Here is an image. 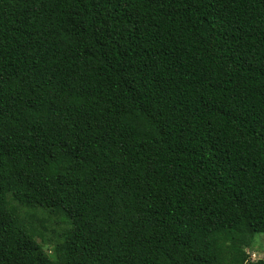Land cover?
Returning <instances> with one entry per match:
<instances>
[{"label": "trees", "instance_id": "obj_1", "mask_svg": "<svg viewBox=\"0 0 264 264\" xmlns=\"http://www.w3.org/2000/svg\"><path fill=\"white\" fill-rule=\"evenodd\" d=\"M263 240L264 0H0V264Z\"/></svg>", "mask_w": 264, "mask_h": 264}, {"label": "rangeland", "instance_id": "obj_2", "mask_svg": "<svg viewBox=\"0 0 264 264\" xmlns=\"http://www.w3.org/2000/svg\"><path fill=\"white\" fill-rule=\"evenodd\" d=\"M11 202H12V201H10V200H7V201H6L7 204H10ZM258 236H259V235H258ZM260 243H261L262 245H264V240H263L262 242H260ZM243 245H244V247L247 246V244H246L245 242H243ZM244 247L241 248L240 244H238L239 256H240V257H241V256H244V255H246V256L248 255L249 260H250V261H254V260H256L258 257H262V256H263L261 252H260V253L253 252V253H251V254H248L246 248L244 249Z\"/></svg>", "mask_w": 264, "mask_h": 264}, {"label": "clouds", "instance_id": "obj_3", "mask_svg": "<svg viewBox=\"0 0 264 264\" xmlns=\"http://www.w3.org/2000/svg\"><path fill=\"white\" fill-rule=\"evenodd\" d=\"M253 253V252H252ZM251 254V253H250Z\"/></svg>", "mask_w": 264, "mask_h": 264}]
</instances>
